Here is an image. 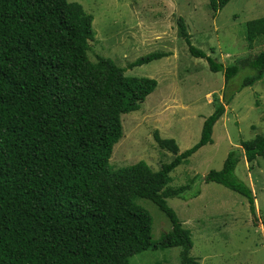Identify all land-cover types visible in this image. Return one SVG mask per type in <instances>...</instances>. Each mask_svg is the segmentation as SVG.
Returning <instances> with one entry per match:
<instances>
[{
    "label": "trees",
    "instance_id": "obj_1",
    "mask_svg": "<svg viewBox=\"0 0 264 264\" xmlns=\"http://www.w3.org/2000/svg\"><path fill=\"white\" fill-rule=\"evenodd\" d=\"M208 1L217 12L229 0ZM92 19L69 0H0V264H130L134 254L167 247H179L182 264H200L190 255L189 230L166 202L188 191L195 177L175 188L168 183L175 167L212 142L225 103L214 97L198 141L183 151L155 131L158 147L172 154L158 170L143 160L113 169L121 115L137 110L157 84L125 75V68L168 53L153 51L126 67L105 56L92 60ZM177 22L190 54L223 71L227 85L238 65L215 62L191 44L183 17ZM260 36L264 17L247 21L248 46ZM244 61L254 72L237 90L261 78L264 48ZM241 149L229 151L222 168L203 179L240 194L255 214L251 186L234 170L242 155L247 162L264 158V134L241 142ZM140 199L168 217L170 228L159 240L152 239V217Z\"/></svg>",
    "mask_w": 264,
    "mask_h": 264
},
{
    "label": "rangeland",
    "instance_id": "obj_2",
    "mask_svg": "<svg viewBox=\"0 0 264 264\" xmlns=\"http://www.w3.org/2000/svg\"><path fill=\"white\" fill-rule=\"evenodd\" d=\"M80 3L92 19L89 58L112 59L118 66L153 51L167 56L126 67L124 74L156 80L137 110L121 115L122 137L113 146V169L145 161L153 170L172 159L159 148L154 132L172 139L183 151L195 144L213 99L225 103L213 125L212 142L198 148L170 172V187L195 182L181 197L166 199L182 226L189 230L190 255L200 264H264V158L237 163L234 176L251 186L255 214L238 193L203 176L220 170L229 151L242 153L241 142L264 134V72L251 85L237 87L254 69L245 63L264 48V37L246 40V22L264 17V0H229L214 12L208 0H69ZM183 17L190 42L223 67L236 63L237 73L225 85L223 71H211L205 58L195 57L179 32ZM232 94L229 103L224 96ZM199 194L194 196V192ZM139 204L152 217V239L169 230V220L151 201ZM179 247L149 249L134 254L130 264H182Z\"/></svg>",
    "mask_w": 264,
    "mask_h": 264
}]
</instances>
